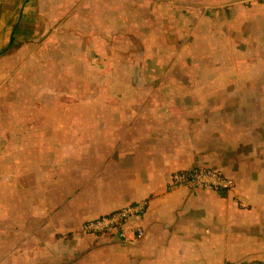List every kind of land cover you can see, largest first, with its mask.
I'll return each mask as SVG.
<instances>
[{
  "label": "crops",
  "instance_id": "1",
  "mask_svg": "<svg viewBox=\"0 0 264 264\" xmlns=\"http://www.w3.org/2000/svg\"><path fill=\"white\" fill-rule=\"evenodd\" d=\"M210 168L225 193L169 188ZM147 202L122 245L81 225ZM264 262V0H0V264Z\"/></svg>",
  "mask_w": 264,
  "mask_h": 264
},
{
  "label": "built area",
  "instance_id": "2",
  "mask_svg": "<svg viewBox=\"0 0 264 264\" xmlns=\"http://www.w3.org/2000/svg\"><path fill=\"white\" fill-rule=\"evenodd\" d=\"M233 186L232 178L224 176L217 170L202 167L174 172L168 183L169 188L210 189L219 193H225ZM146 211L147 202L138 201L105 216L85 221L81 225V231L86 234L113 235L120 244L127 245L143 237L142 222ZM235 264H264V262Z\"/></svg>",
  "mask_w": 264,
  "mask_h": 264
}]
</instances>
